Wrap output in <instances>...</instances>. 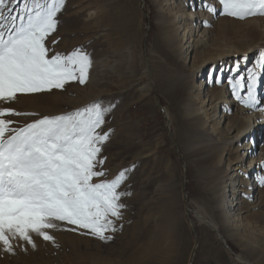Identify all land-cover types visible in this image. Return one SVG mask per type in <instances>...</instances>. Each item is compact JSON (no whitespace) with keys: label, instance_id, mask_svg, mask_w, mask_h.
<instances>
[{"label":"rangeland","instance_id":"obj_1","mask_svg":"<svg viewBox=\"0 0 264 264\" xmlns=\"http://www.w3.org/2000/svg\"><path fill=\"white\" fill-rule=\"evenodd\" d=\"M145 1L66 0L47 43L53 52L87 51L92 63L86 83L69 82L62 90L46 91L51 107L45 111L21 106L17 99L0 101V108L40 116L63 114L96 101L111 106L103 128L110 131L102 149L107 157L104 167L109 178L127 169L120 190L130 193L122 197L126 207L116 231L107 233L112 239L102 241L61 223L50 230L54 241L33 234L35 247L13 240L14 251L8 252L0 245V264H92L93 257L104 258L96 264H247L237 253L253 264H264V187L255 208L240 203L245 217L229 233L239 232L230 236L223 228L229 212L223 205L229 198L226 167L230 161L231 169L239 164L234 147L243 141L228 143L234 132L223 130L226 118L216 131L212 122L198 129L183 108L186 94L195 99L200 86L206 90L209 83L216 84L221 64L190 73L183 55L176 57L157 44L155 21L162 12ZM220 7L216 18L227 16L219 14ZM260 29L248 30L245 43L264 44ZM53 40L58 43L53 45ZM95 72L98 78L91 80ZM200 105L195 100L192 107L200 112ZM237 116L245 119L241 113ZM7 118L17 121L13 126H22L38 117ZM260 144L264 136L257 141L256 153ZM221 155L222 161L215 162ZM197 213L206 215L217 232L199 223Z\"/></svg>","mask_w":264,"mask_h":264},{"label":"snow or ice","instance_id":"obj_2","mask_svg":"<svg viewBox=\"0 0 264 264\" xmlns=\"http://www.w3.org/2000/svg\"><path fill=\"white\" fill-rule=\"evenodd\" d=\"M65 3L0 0V101L12 102L17 94L62 90L69 82L86 83L92 63L87 51L76 48L65 54L48 47ZM218 3L220 15L264 16V0ZM234 71L228 79L232 94L245 107L256 109L261 103L258 89L264 81V52L256 68L241 72L237 64ZM110 107L96 101L43 116L0 108V245L5 251H14L13 240L35 247L33 234L54 241L50 230L61 223L102 241L112 239L107 233L116 231V221L122 219L126 207L122 197L130 193L120 190L128 170L109 178L104 167L107 157L102 156V149L110 131L103 128ZM10 116L38 118L13 126L17 121ZM259 183L264 185V176Z\"/></svg>","mask_w":264,"mask_h":264},{"label":"bare ground","instance_id":"obj_3","mask_svg":"<svg viewBox=\"0 0 264 264\" xmlns=\"http://www.w3.org/2000/svg\"><path fill=\"white\" fill-rule=\"evenodd\" d=\"M150 1L158 13L162 12L160 19L155 21V40L163 50L167 49L176 57L183 55L185 57L183 66L190 73H198L208 65L214 67L218 63L221 64L216 80L222 78L223 82H216L215 85L209 83L206 90L205 85L200 86L195 99L186 94L183 108L188 121L198 129L205 128L209 122H212L211 128L216 131L226 118L227 122L223 126V130L227 129L231 134L234 132L229 137L228 143L232 145V142L243 141L234 147V150L238 152L239 164L231 169L230 161L226 167L229 198L225 203L223 202V205L229 212L224 220L223 228L228 235H234L237 230L229 233L230 228L232 229L245 217L246 210L240 206V203L255 208L261 200V190L264 187L259 183L260 177L264 176V144H260L258 152H255L257 141L261 136H264V81L258 89L261 103L256 109H251L245 107L235 98L229 87L228 79L235 75L234 69L237 64H239L241 72L256 68L260 54L264 52V44H247L245 43L247 40H244L243 36L248 30L251 31L256 27L264 31V17L253 16L244 21H237L229 16L216 18L205 5L221 8L218 0H203V2L202 0ZM141 2L147 4L145 0H141ZM216 10L218 11V8ZM255 54L257 55L252 60ZM245 57L246 59H244ZM97 78L98 73L96 72L90 75L91 80ZM138 88L142 89L143 86ZM48 95L47 92L17 94L16 99L21 103V106L45 111L51 107L47 105ZM195 100L201 103L200 112L192 107ZM233 106L236 108V113L231 114L230 110ZM220 108L222 114H219ZM240 113L244 115V120H238L237 115ZM222 156H217L215 162L222 161ZM253 173L256 174L254 184ZM196 218L199 223L206 224L217 232V226L206 215L197 213ZM237 258L247 264H253L241 254L237 253ZM102 259L93 257L90 262L96 264Z\"/></svg>","mask_w":264,"mask_h":264}]
</instances>
